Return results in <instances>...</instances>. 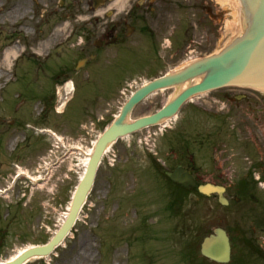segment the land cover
Listing matches in <instances>:
<instances>
[{"label": "rangeland", "instance_id": "rangeland-1", "mask_svg": "<svg viewBox=\"0 0 264 264\" xmlns=\"http://www.w3.org/2000/svg\"><path fill=\"white\" fill-rule=\"evenodd\" d=\"M158 1L163 5L154 7L147 14L161 18L155 35L156 49H150L146 41L143 47L135 48L129 41L115 46L119 56L111 58L110 64L115 63L118 67L127 68L126 62L132 64L128 67L131 70L128 75L137 80L147 79L155 72L153 70L150 75L141 71L142 66H161L163 73L176 69L217 51L238 33L234 0ZM129 2L127 0L124 9L108 7L109 4L92 9L89 0H0V59L5 48L14 43L19 45V55L0 78V122L2 118L15 117V110L22 109L25 115L36 112L40 125L52 126L66 145L62 151L50 137H39V149L33 152L34 155L29 156V153L21 158L24 172L32 180L42 179L38 184H32L26 177H15L14 167L6 164L12 158L0 138V261L10 258L26 245L43 243L57 230L83 171L78 151L71 152L69 159L60 165H51L48 169L47 163L34 166L47 156V147L60 157L69 146H81L82 132L78 123L88 114L79 108L78 102L69 101L64 106L62 98L56 101L51 98L42 116L44 101L31 100L32 89L37 95L41 86H52L49 83L60 74L59 71L64 66L67 69L66 65L73 66L83 53L84 43L74 31L76 24L83 20L77 18L124 16ZM13 4L21 6V10L29 9L24 14L10 15L8 9ZM27 28L31 31L27 32ZM140 48L143 51L140 52ZM226 88L200 95L198 109L191 115L186 109L185 115L178 120L169 121L166 130L189 131L195 135L210 132L209 142H224L221 149L228 158L222 172L226 174L227 205H221L215 195L191 196L194 200L183 202L180 216L166 214L163 206L168 197L164 186L153 176L155 170L148 161H142L143 152H151L155 143L152 137L145 138L136 141V156L140 160L133 166L115 168L120 166L112 164V151L105 154L69 235L43 261L27 264H192L184 259V253L192 250L198 263L223 264L207 258L203 262L200 260L199 244L203 236L215 226L226 227L235 237L237 251L242 254V230L246 222L250 226L254 220L259 221V228L255 230L257 245L264 250V92L242 87ZM24 91L29 93L28 100L23 98ZM48 92L53 94V91ZM225 92L231 93L229 100L221 97ZM209 94L215 104H202L201 99ZM60 96L64 97V91L59 92ZM90 105L94 110H100L102 104L97 100ZM61 110L64 111L57 113ZM128 142L129 137H125L113 147H128ZM162 144L164 160V155L174 146L171 147L170 142ZM205 149L212 156L219 152L211 145H192L189 153L200 155ZM219 170L218 167L215 169L216 175L221 174ZM144 171L149 175L145 176ZM250 175L255 182L253 197L236 195L237 180L248 179ZM234 196L239 199L235 201ZM181 235L185 237L183 240ZM85 241L92 251L89 258L79 255L80 245ZM261 263L262 260L251 256L246 264Z\"/></svg>", "mask_w": 264, "mask_h": 264}, {"label": "flooded vegetation", "instance_id": "flooded-vegetation-1", "mask_svg": "<svg viewBox=\"0 0 264 264\" xmlns=\"http://www.w3.org/2000/svg\"><path fill=\"white\" fill-rule=\"evenodd\" d=\"M163 5V2L158 0H133L130 3V7L127 15L121 17H86L82 18L85 20L84 23L79 24L75 27L83 46L81 47L82 54L77 59L75 64L64 66V70H60L54 80L49 83L52 86H41L42 90L36 95L32 89L31 100L36 97H41L46 95L50 100L58 99V93L60 90H65L70 88L72 90L69 97V101L78 102L83 105H87L86 108L83 107L85 114H88L86 121L83 123L84 128L83 134L92 135L90 129H103L104 124L111 121L112 118L118 114L121 105L131 96L140 86L136 78L131 77L128 73L131 70L128 69L132 64L126 63V67H118L117 64H110L111 58L118 57L119 49L115 46L119 44L131 42L132 46L138 48V46L143 47L144 41L148 44L151 49H156V31L160 27L159 19L156 16H148L147 9H153L154 7ZM163 29V27H161ZM160 28V29H161ZM147 35V36H146ZM144 38V39H143ZM163 38L161 37V40ZM161 44H163L161 42ZM141 49V48H140ZM143 49L140 50V52ZM80 61H82L80 63ZM155 66V65H154ZM160 68L159 66H155ZM134 68V66L132 67ZM141 71H151L148 67L142 66ZM72 74L69 76V74ZM133 81L130 83V81ZM55 83L57 86H55ZM71 83L72 86H65ZM40 87V88H41ZM173 88L158 89L154 92L148 94L144 99L138 102L131 110V114L134 118L151 114L163 107V105L168 101L169 97L173 93ZM48 91H53L52 95H49ZM226 91V90H225ZM55 93V94H54ZM227 96H230V92H225ZM24 99H29L28 92H22ZM100 100L101 106L100 110H94L90 104ZM213 102V98L209 96L208 99H203L202 104L207 105ZM103 106V107H102ZM199 101H192L191 103L187 101L184 103L180 110L179 116L185 115L186 109L190 110L188 115H191L198 109ZM204 110L205 107L203 108ZM84 116V115H83ZM31 119L30 128H26L29 125V120ZM5 121L4 119L2 122ZM1 122L0 133L1 138L4 139L6 146L11 147V149H16V158L23 164L21 158L23 156L34 155L35 151V132L37 131L38 116L37 113L31 112L30 115H24L18 113L15 118L9 119L6 125ZM92 124L93 128L90 127ZM156 126V125H155ZM87 128V129H86ZM149 128V129H148ZM146 129H141L135 131L129 135L128 147H111L110 151H113L116 157L114 160L118 161L116 163L123 161L128 162V165L133 166L139 157L137 154V143L136 141H141L144 138H153L154 145L150 148L151 152H143L142 161H148L155 171L152 172L156 178L165 182L167 185H171L177 188H184L178 183L172 181L167 176V172L173 170L177 165L190 170L191 175L195 180V186L199 183H205L207 181L224 180L226 178L225 173L215 176L214 167L220 168V171H224V160L228 156H223L222 151L214 157V164L211 159L210 154H193L188 153L189 146L195 143H199V138L191 137L188 131H163L156 130L153 127H148ZM156 128V127H155ZM36 129V131H35ZM198 139V140H197ZM150 140V139H149ZM170 142L171 152L164 155L163 160V144ZM222 143L218 144L221 145ZM177 145V146H175ZM149 149V148H148ZM183 149L185 151H183ZM128 150V151H126ZM178 150V151H177ZM221 150V149H220ZM181 153V154H180ZM141 158V157H140ZM106 161V160H104ZM216 162V165H215ZM113 163V162H112ZM209 163L211 164L209 166ZM125 165V164H123ZM145 175H149L145 173ZM190 196V192L185 190ZM182 198V195L180 196ZM257 226L250 229L248 224H245L243 229L242 239L246 247L250 243L257 245V236H255V230ZM254 246V247H255ZM254 250H256L254 248ZM264 252V251H263Z\"/></svg>", "mask_w": 264, "mask_h": 264}, {"label": "water", "instance_id": "water-1", "mask_svg": "<svg viewBox=\"0 0 264 264\" xmlns=\"http://www.w3.org/2000/svg\"><path fill=\"white\" fill-rule=\"evenodd\" d=\"M102 1L93 0V5L97 6ZM240 1L244 15L242 32L219 51L193 60L180 70L154 79L144 85L126 103L120 118L115 120L98 137L84 176L75 189L69 213L58 231L46 244L28 248L12 261L1 264H22L33 256L47 255L53 250L70 230L80 206L92 186L103 150L119 136L139 127L155 123L161 116L164 117L174 113L185 98L196 93L226 85L264 87V0ZM197 77L200 78L199 82L189 83L179 97L165 106L163 110L154 115L140 118L130 124L123 123V118L131 106L149 91L160 87L178 85L186 81L191 82ZM176 87H180V85ZM177 92L175 91V93ZM169 176L185 186L194 183L189 172L180 167L169 173ZM199 190L205 194L217 193L219 201L222 204L227 203V199L223 196L224 187L222 186L208 183L200 185ZM201 252L213 260L226 262L229 258V243L225 231L219 227L214 228L213 232L204 238L201 244Z\"/></svg>", "mask_w": 264, "mask_h": 264}, {"label": "bare ground", "instance_id": "bare-ground-1", "mask_svg": "<svg viewBox=\"0 0 264 264\" xmlns=\"http://www.w3.org/2000/svg\"><path fill=\"white\" fill-rule=\"evenodd\" d=\"M127 0H113L111 2V4L109 6H113V7H117L118 9H122L124 7V3L126 2ZM236 2V5L238 7V13H239V20L242 22V11L240 9V3H239V0H234ZM29 8H25L23 10H21V6L19 5H15L13 4L9 9H8V14L10 15H16V14H24L25 12L28 11ZM61 28H57L56 30H61ZM27 32H30L31 31V28H27L26 29ZM47 41L43 44L44 46L47 44ZM19 55V45L18 43H14L12 44L11 46L5 48L4 52H3V55H2V58L0 59V78L5 75V73L7 72V68L10 69V66H11V62ZM6 71V72H5ZM9 72V71H8ZM198 80V79H197ZM196 80V81H197ZM186 86V83L180 85V87H176L175 88V91H179L181 90L182 88H184ZM262 90H264V87H262ZM175 93V92H174ZM173 93V94H174ZM29 245H26L24 246L23 248H20L19 250H17L9 259H12L14 258V256L19 253L20 251H22V249H24L25 247H27ZM92 251H91V247L89 245L88 242H83L81 243L80 245V249H79V255L80 256H83L85 258H89L92 254Z\"/></svg>", "mask_w": 264, "mask_h": 264}]
</instances>
